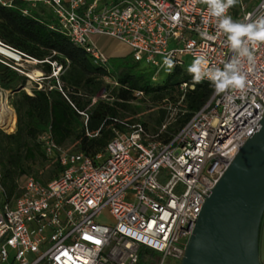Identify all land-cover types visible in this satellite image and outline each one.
<instances>
[{"label":"built area","instance_id":"2783aa9c","mask_svg":"<svg viewBox=\"0 0 264 264\" xmlns=\"http://www.w3.org/2000/svg\"><path fill=\"white\" fill-rule=\"evenodd\" d=\"M13 1L0 4L11 6ZM25 1L31 8L38 4L50 8L58 30L109 69L111 58L91 44L90 37L126 45L134 62L157 69L154 80L164 67L159 57L169 56L175 67L185 68L184 58L204 54L209 66L222 68L233 55L214 20L203 22L207 6L199 0ZM238 1L228 12L234 20L264 14V0L253 7ZM23 14L31 12L27 8ZM204 32L207 37L201 35ZM6 47L19 61H0L21 75L29 77L19 62L41 63ZM49 63V78L56 84H31L32 92L54 88L63 92V65ZM243 71L248 81L243 93L214 91L167 140L161 136L168 124L153 135L139 120L121 121L125 132L114 130L96 156L63 151L50 133L41 136L48 156L58 153L63 170L47 183L28 177L21 194L10 199L0 170V194L5 197L0 205V264H139L141 247L154 250L159 264L168 259L180 264L207 198L264 119V44L254 50L253 62H243ZM106 84L118 86L114 78H107ZM187 89L194 86L181 84L184 93ZM98 100L114 101L107 90L92 104ZM81 114L86 123L88 116ZM104 212L112 223L101 222Z\"/></svg>","mask_w":264,"mask_h":264},{"label":"trees","instance_id":"16d2710c","mask_svg":"<svg viewBox=\"0 0 264 264\" xmlns=\"http://www.w3.org/2000/svg\"><path fill=\"white\" fill-rule=\"evenodd\" d=\"M41 5L48 11H41ZM27 8L30 15L23 14V10ZM0 41L40 61L45 77L52 73L49 62L62 64L64 69L60 77L63 92L57 88L50 91L34 89L30 95L23 90L28 78L0 61V88L13 93L11 106L15 110V120L10 131L14 130L16 124L13 133L0 128V170L7 199L21 194L20 178L31 172L39 161H55L56 175L45 183L55 179L63 170L58 153L52 156L46 153L41 136L50 133L57 147L65 148L67 144L75 143L76 149L71 152L96 156L105 150L114 137V130L125 132L121 121L135 122L124 119L122 111L132 110L130 103L138 99L137 92L151 95L153 101L160 102L169 95L173 98L171 86L178 91L174 101L178 102L180 96L183 99L176 126L169 130L176 133L205 106L215 91L207 81L193 85L192 76L186 67L173 68L167 76L165 86L153 87L150 83L152 75L140 69V63L134 62L131 57L111 59V69L95 63L90 54L74 45L58 30L52 10L43 4L36 8H31L25 0H14L11 6L0 4ZM107 78H114L118 83V86H113L108 92L114 99L113 103L98 100L92 104L93 98L103 90H109ZM183 83L193 85L194 89L180 93ZM55 84L56 81L52 83ZM81 113L88 116L86 123ZM4 199L0 194V205ZM157 258L159 259V255L154 250L140 248L139 264H152Z\"/></svg>","mask_w":264,"mask_h":264},{"label":"water","instance_id":"95a60500","mask_svg":"<svg viewBox=\"0 0 264 264\" xmlns=\"http://www.w3.org/2000/svg\"><path fill=\"white\" fill-rule=\"evenodd\" d=\"M263 217L264 119L207 198L180 264H261Z\"/></svg>","mask_w":264,"mask_h":264},{"label":"rangeland","instance_id":"374dc122","mask_svg":"<svg viewBox=\"0 0 264 264\" xmlns=\"http://www.w3.org/2000/svg\"><path fill=\"white\" fill-rule=\"evenodd\" d=\"M242 1L248 7H253L257 0H242ZM106 2L111 3V0H107ZM238 3H239V1H238ZM39 7H40L41 11H43V10L48 11L47 9L45 10L44 6H42V5ZM89 39H90L91 44L97 45L103 51L104 50H107L109 52L115 51L116 56H114L112 58L109 56L111 59H124L127 57H131L130 53H128L129 50L127 51L128 47L122 43H116V42H113L107 38H106L105 42H102V40L104 38L100 37V36H92ZM169 48H172V46L170 45ZM158 59L161 63L164 60L163 57H159ZM184 59H185V64L187 65V67H186V69H187L191 65L193 60H191L188 57L184 58ZM0 60L8 61V58L0 55ZM18 64H19V67L25 73L34 77V81H33L30 77L26 76L28 78V81L26 82L25 86L23 87V90H25V92L28 94H29V92L32 93L31 87L27 86L29 84V82H31V84L33 86H35L36 84H40V83H42L43 86H47V85H52V83H54L56 81V79H50L49 77H45L44 73L41 71V67L39 64L35 65V64L25 63V62H19ZM139 68L142 70H145V72H147L149 75H154L156 73V70H157L154 67H149L145 62L141 63ZM112 69L115 70V68H113V67H112ZM170 72L164 66L161 69L160 73L155 77V80L153 78H151V82H150L151 85L153 87L165 86L166 81H167V76ZM61 75H60V77H61ZM107 86H109V90L107 92H110L112 87L115 85L108 84ZM173 89L174 88L171 86L170 91L172 92L171 95L173 96V98L170 97V95H169V96H167V98H165L164 100H162L160 102L153 101L151 95L145 94L143 97H139L137 100L130 103L132 106L131 111H125V112L122 111V114L125 115L124 119L129 120V121H136V120L137 121L138 120L143 121L146 124L148 130L153 135L157 134V132H159V130H161L163 125L168 124L166 132L163 131V135L165 134L163 139L166 140L171 134H173V132L169 131V130H171L170 128H175V126H176V122L178 119L177 115L180 112V105H181L182 99H183V97L180 96L179 101L175 102L174 99L177 98V95L179 93H178V91H176L175 89L173 90ZM179 92L182 94L184 93L181 90V88L179 89ZM12 95H13V93L11 91H9V93L7 95V101L10 105H11ZM110 103H113V102L110 101ZM14 120H15V110H14ZM12 126H10L9 128L11 129ZM1 129L7 133H13L16 130V124L14 126L13 131H10V129H8V128L7 129L1 128ZM75 147H76L75 143H69L65 146V148H62V149H63V151L71 152V151L76 149ZM54 162H55L54 160L49 161L46 159L39 161L37 164L34 165L31 172H29L27 175L20 178L19 186L22 187L24 185V183L26 182L28 177L37 178L38 180H40L42 182H46L49 179L54 178V176L56 175V167L54 165ZM100 220H101V222H104L107 224L112 223V217L108 214V212H104L102 214ZM263 220H264V217H263ZM263 220H262V222H263ZM261 229H263V230H261ZM261 229H260V233H261L260 242H261V244L259 245V250H260V257H261L260 261L262 260V263L264 264V223L261 224ZM10 253H11L10 261L12 262L13 256H14V251H10ZM159 263H160V260L158 258L154 259V261L152 262V264H159ZM166 264H177V263L168 259Z\"/></svg>","mask_w":264,"mask_h":264},{"label":"clouds","instance_id":"9594fccd","mask_svg":"<svg viewBox=\"0 0 264 264\" xmlns=\"http://www.w3.org/2000/svg\"><path fill=\"white\" fill-rule=\"evenodd\" d=\"M207 6L208 18L204 23H209V18L214 20L216 28L226 36L227 46L232 51L231 59L223 63V67L209 66L206 55H197L187 72L192 76L193 85L204 80L210 82L216 93L239 91L243 93L248 81L243 71V62H253L254 50L264 44V14L255 19L252 14L245 16L244 20H234L228 14L229 9L236 6L238 0H199ZM207 37V33H201ZM213 39L214 37H208ZM163 65L170 72L175 64L166 56Z\"/></svg>","mask_w":264,"mask_h":264},{"label":"bare ground","instance_id":"6f19581e","mask_svg":"<svg viewBox=\"0 0 264 264\" xmlns=\"http://www.w3.org/2000/svg\"><path fill=\"white\" fill-rule=\"evenodd\" d=\"M0 55L9 58V59H14L16 58L17 61H19V59L17 58V56L15 55L14 52H12L11 50L5 48L2 45V42L0 41ZM32 80H34V77L31 75H28ZM31 82H29V84L27 85L28 87H30ZM29 92V91H28ZM9 91L8 90H4L2 88H0V128H8L13 125L14 122V109L13 107L8 103L7 101V95H8ZM29 94H31L29 92Z\"/></svg>","mask_w":264,"mask_h":264},{"label":"crops","instance_id":"0c3cea01","mask_svg":"<svg viewBox=\"0 0 264 264\" xmlns=\"http://www.w3.org/2000/svg\"><path fill=\"white\" fill-rule=\"evenodd\" d=\"M107 39H109V38H107ZM105 40H106V38H104L103 40H102V42H105ZM109 40H111V41H113V42H116V43H119V42H117V41H115V40H112V39H109ZM120 45V44H119ZM126 47V46H125ZM127 48V47H126ZM129 50V48H127V51ZM104 52L108 55V56H110L111 58L112 57H114V56H116L115 55V51H113V52H109V51H107V50H104ZM128 53H130V50H129V52ZM262 223H264V220H263V222ZM261 230H263V229H261ZM260 235H261V233H260ZM260 240H261V236H260V238H259V245L261 244V242H260ZM261 258V257H260ZM261 264H263L262 263V260H261Z\"/></svg>","mask_w":264,"mask_h":264}]
</instances>
